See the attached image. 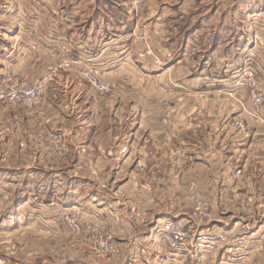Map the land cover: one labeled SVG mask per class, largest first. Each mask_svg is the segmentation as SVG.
I'll return each instance as SVG.
<instances>
[{"label":"crops","instance_id":"crops-1","mask_svg":"<svg viewBox=\"0 0 264 264\" xmlns=\"http://www.w3.org/2000/svg\"><path fill=\"white\" fill-rule=\"evenodd\" d=\"M50 2L52 15H48L44 7L30 5L27 16L24 7L0 4V75L10 67L20 79L32 81L58 61V45L69 42L81 57H98L105 79L114 86L111 93H96L83 84L79 75L81 65H76L55 76L35 109L21 105H6L0 109L1 153L8 155L4 171L15 175L12 179L3 174L2 178L9 186L12 181L23 186L21 208L25 206L30 212V207L26 206L34 203V211H31L36 217L34 223L26 222L19 229H60L55 222L57 210L62 204H75L92 215L114 218L120 246L130 250L148 249L143 264L155 261L174 264V259L169 258L171 254L157 241L155 230L150 229L151 224L155 219L186 216L188 186L205 190L204 186L216 188L218 183L226 186L248 183L247 158L243 157L242 163L236 165L228 151L224 152L221 142L214 143L215 164L205 168L202 157L199 158L194 149L188 151L187 145L180 147L181 142L175 141L187 127L186 115L179 112L170 115L168 107L163 110L168 106L165 100L162 112L151 113L147 109V98L134 92L142 84L150 87L152 82L148 81L149 76L146 82L139 81L140 71L133 70L132 66V69H124L129 59H138L142 52L153 53L155 43L161 45L158 46L161 54L170 47L165 44L167 37L162 29L158 35H142L144 39L136 33L137 27L133 26L139 18L130 21L132 16L127 15L133 5L118 0H85L84 10H76L79 5L76 1L70 4V11L65 0ZM151 2L143 5L147 10L146 18L154 8ZM122 61L124 64L119 67ZM126 75L129 80L125 79ZM48 127L57 128L63 134L60 138L66 144V151L62 157H51L42 145L40 136ZM215 135L217 142L219 132ZM221 141L225 142V138ZM37 169L47 172L43 175ZM15 170L29 172L16 174L12 172ZM31 185H38V190L37 186L35 189L40 194L27 196ZM136 187L142 188L144 199ZM238 199L239 196L228 191L224 196L221 192L217 215H234L233 205ZM6 249H3L2 263L11 264L10 257L5 256ZM187 259V256L181 258V262L203 264L197 259ZM209 260L226 264L219 255ZM251 261L249 256L243 264H264L260 256L255 263ZM13 264L47 263L19 259ZM83 264L97 263L86 258Z\"/></svg>","mask_w":264,"mask_h":264},{"label":"rangeland","instance_id":"rangeland-1","mask_svg":"<svg viewBox=\"0 0 264 264\" xmlns=\"http://www.w3.org/2000/svg\"><path fill=\"white\" fill-rule=\"evenodd\" d=\"M50 1L0 0V4L24 7L27 16H29L30 5L32 8L44 7L47 14L52 15L49 10L50 3L52 4ZM76 1L79 4L76 10H82L85 0H65V5L67 8L70 6L71 8L68 9L71 11L70 4ZM118 1L133 5V9L131 8L130 14L127 15L132 16L130 21L136 17L139 18L137 25L132 26L137 27L135 31L142 39H144L142 35L148 33L158 35L162 29L167 37L165 44L170 47L169 51L161 54L158 52L161 45L155 43L156 48L153 53L142 52L138 59H129L128 64L123 67L126 70H129L130 66L133 70L138 69L140 71L139 81L144 82L145 80L146 82V78L150 77L148 78V81L152 82L150 87L142 84L139 89L134 90L139 97L147 98V109L151 113L153 111L160 113L168 107L167 112L172 116L178 112L186 115L185 126L187 127L182 129L179 138L175 141L181 142L180 147L187 145L188 151L194 149L199 158L202 157L201 161L204 162L205 168L215 164L216 155L212 153L214 143L221 142L220 145H223L224 152L228 151L229 157L236 165L242 163L243 157L247 158L246 174H250V180L245 185L237 182L235 185L228 183L227 186L218 183L216 188H205L204 186L205 190H201L198 186H188L186 207L189 210L181 219L186 222V229L190 230L193 239H196L200 230L203 233L216 230L225 232L227 242L232 243L223 246L217 243L212 247L203 245L199 247L200 249L196 246L191 256H187L188 259H197L203 264H214L209 260L214 255H219L226 264H243L249 256L252 258L251 263H255L259 256L264 259V0H152L151 5L154 8L149 18H146L147 10L143 5L148 3L150 5L151 0ZM121 15L127 16L126 14ZM66 43L74 54L87 60L85 64L100 68L102 77L106 80L103 75V65L98 57L93 55L81 57L72 43ZM29 49L33 48L29 47ZM139 49L142 51L141 47ZM92 51L94 53V50ZM56 54L59 55L58 61L47 69L57 65L64 56L60 50ZM122 62H119V67L124 64ZM71 69H60L58 74ZM5 71L13 72L14 70L8 67ZM4 72L0 75V83ZM79 75H81V70ZM81 77L83 84H87L82 75ZM126 78L128 79L129 75H126ZM22 80L31 82L26 79ZM164 100L168 101V106L165 105L163 109ZM21 106L27 109L37 107ZM53 129L48 127L40 136L47 153H53L56 150L55 145L58 142L55 138L63 135L61 130ZM216 131L219 132L217 142ZM58 133L60 136H57ZM222 138H225V142L221 141ZM2 149V140H0V264H6L2 263L3 249L6 248L8 249H6L5 256L10 257L9 263L11 264L19 259L47 264H83L86 258L94 259L97 264H143L145 262L143 256H146L148 249L130 250L120 246L116 239V221L111 216L98 217L84 209L90 221L104 224L107 227L104 230L113 235L119 249L117 253H99L92 247L93 244L85 240L89 235L84 229L78 233L72 232L66 225L65 212L66 208H82L75 204H62L57 210L55 222L60 229H45V227L19 229V227H24L26 222L34 223L36 217L31 212L34 211L32 207L34 203L31 202L32 204L26 206L30 207V212L25 206L21 208L24 205L19 202L23 195V190H21L23 186L19 187L13 181L9 186L2 178L3 174L12 179L15 176H10L11 171H4V166L8 165L6 163L8 155L1 153ZM202 152H205L204 156ZM225 156L228 155L225 154ZM198 163L202 164L200 161ZM40 171L43 175L47 172V170ZM12 172L27 173L29 170ZM36 186L38 190V185ZM36 186L31 185L32 190L28 187L27 196L39 193L35 189ZM137 191L144 199L142 188L138 187ZM226 191L239 196V199L233 205L234 215L223 217L217 215L216 209L219 207L218 199H220L221 192L224 196ZM196 198L201 200L200 209L205 215L202 214L195 220H190L188 215L194 209ZM151 225L150 229L155 230L159 244L170 253L163 242V235L156 230L160 229V220L155 219L154 224ZM242 236L245 244L236 246L235 239ZM260 245L261 250L258 249ZM162 252L164 253V250ZM169 258L174 259L172 261L174 264L186 263V260L181 262L180 257L172 254ZM150 264H158V261Z\"/></svg>","mask_w":264,"mask_h":264},{"label":"built area","instance_id":"built-area-1","mask_svg":"<svg viewBox=\"0 0 264 264\" xmlns=\"http://www.w3.org/2000/svg\"><path fill=\"white\" fill-rule=\"evenodd\" d=\"M59 50L63 53V57L59 60L57 65L50 67L40 76L33 79L31 82L24 81L16 76L12 71H5L2 81L0 83V108L10 104H21L29 108L36 107L41 102V96L44 93L46 86L59 72L60 69H71L75 65H81V75L86 80L90 88L94 89L99 94L110 93L113 90V83L104 80L100 68L95 65H87L83 60L72 52L71 47L67 43L59 45ZM83 64V65H82ZM63 136V135H62ZM61 136V137H62ZM57 144L55 151L49 153L51 157H62L66 151V144L60 137H56ZM194 209L188 215L190 220H195L200 217L203 212L201 211V200L196 198ZM205 214H203L204 216ZM88 213L82 208L73 207L66 208L65 222L67 227L75 233L80 232L82 229L89 235L85 239L92 247L97 249L99 253L113 254L119 251L114 237L104 229L105 225L90 221ZM160 232L163 235V242L167 245L168 250L174 256L185 258L191 256L193 249L196 246L212 247L217 243L223 245L232 244L227 242V235L225 232L212 230L206 233L199 231L196 239L189 229H186V222L184 219H170L164 218L160 221ZM245 239L242 237L236 238L234 244L237 246L244 245ZM200 249V248H199ZM259 250L262 249L260 245Z\"/></svg>","mask_w":264,"mask_h":264}]
</instances>
